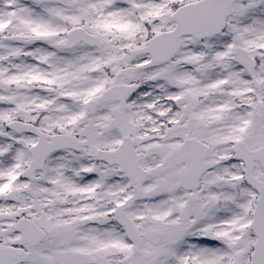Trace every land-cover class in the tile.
Listing matches in <instances>:
<instances>
[{
	"label": "snow or ice",
	"instance_id": "1",
	"mask_svg": "<svg viewBox=\"0 0 264 264\" xmlns=\"http://www.w3.org/2000/svg\"><path fill=\"white\" fill-rule=\"evenodd\" d=\"M0 264H264V0H0Z\"/></svg>",
	"mask_w": 264,
	"mask_h": 264
}]
</instances>
